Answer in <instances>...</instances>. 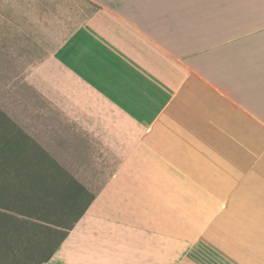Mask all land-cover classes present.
Here are the masks:
<instances>
[{
  "label": "crops",
  "instance_id": "obj_1",
  "mask_svg": "<svg viewBox=\"0 0 264 264\" xmlns=\"http://www.w3.org/2000/svg\"><path fill=\"white\" fill-rule=\"evenodd\" d=\"M0 127L89 201L45 264H264V0H0Z\"/></svg>",
  "mask_w": 264,
  "mask_h": 264
},
{
  "label": "rangeland",
  "instance_id": "obj_2",
  "mask_svg": "<svg viewBox=\"0 0 264 264\" xmlns=\"http://www.w3.org/2000/svg\"><path fill=\"white\" fill-rule=\"evenodd\" d=\"M13 146L5 133L0 134V201L15 206L11 211L19 224L13 233L20 237L14 249L3 254L0 264H33V256L39 255L38 259L49 253L89 201H77L85 192L72 184L58 166L5 163L6 155L14 160L26 159L16 157ZM40 179L47 182H36Z\"/></svg>",
  "mask_w": 264,
  "mask_h": 264
},
{
  "label": "trees",
  "instance_id": "obj_3",
  "mask_svg": "<svg viewBox=\"0 0 264 264\" xmlns=\"http://www.w3.org/2000/svg\"><path fill=\"white\" fill-rule=\"evenodd\" d=\"M6 159L5 163H8L10 165H15L17 162L18 164L21 162L23 165L27 166V165H32L31 160L27 159L24 161H20L19 159L14 160L12 158V156L10 155H6L3 156ZM1 158V157H0ZM28 162V163H27ZM60 172H62V174H64L66 176H69V181L73 184H76L77 186H80V189L82 191H84V187L77 181L75 180L71 174H69L68 172H66L62 167L58 166ZM42 182L45 184V180H37L36 182ZM15 207L14 205H11V202L9 204H7L5 201H0V262L1 259L3 257V254H9V251H12L14 249V247L16 246V244H18L20 237L16 236L13 233V229H15L17 227V225L19 224V222L16 223V221L14 220V213L13 211H11V209ZM84 210V208H83ZM82 210V212H83ZM13 214V216H11L10 214ZM82 212H80L78 215H80ZM14 221V224L11 226L9 225L10 222ZM74 221L72 222V224L68 227V229L66 230V232L64 233V235L62 237L59 238L58 242L56 243V245L54 246V248L52 250L49 251V253L44 254L43 256H40L38 259H36L39 255L37 253L38 256L35 257V255L33 256V261L35 264H45V262H47L50 257L52 256V254L54 253V251L56 250V248L58 247V245L61 243V241L64 239V237L67 234V231L71 228V226L73 225ZM37 260V261H36ZM33 263V264H34Z\"/></svg>",
  "mask_w": 264,
  "mask_h": 264
}]
</instances>
